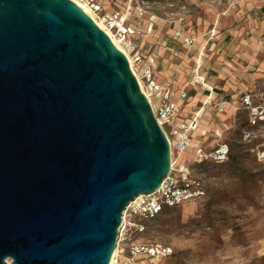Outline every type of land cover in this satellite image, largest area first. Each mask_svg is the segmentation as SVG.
Listing matches in <instances>:
<instances>
[{"label":"water","instance_id":"water-1","mask_svg":"<svg viewBox=\"0 0 264 264\" xmlns=\"http://www.w3.org/2000/svg\"><path fill=\"white\" fill-rule=\"evenodd\" d=\"M126 55L72 0H0V264H110L171 172Z\"/></svg>","mask_w":264,"mask_h":264},{"label":"rangeland","instance_id":"rangeland-1","mask_svg":"<svg viewBox=\"0 0 264 264\" xmlns=\"http://www.w3.org/2000/svg\"><path fill=\"white\" fill-rule=\"evenodd\" d=\"M167 3L174 4L172 11L178 12L182 5L187 8L188 13L170 18L183 17L185 28L213 24L223 17L217 12L228 6L225 0ZM157 16L159 20L167 19L163 13ZM257 41L258 62L254 68L259 75L252 92L264 98V34ZM242 82L248 84L244 77ZM229 116H221L225 124L221 141L230 149L224 163L199 164L193 151L171 148L174 168H188L205 194L201 199L165 209L157 218L140 221L145 231L136 239L172 248L173 255L163 264H264V159L256 155L261 140L242 139L243 130L249 128L247 110L240 108Z\"/></svg>","mask_w":264,"mask_h":264},{"label":"built area","instance_id":"built-area-1","mask_svg":"<svg viewBox=\"0 0 264 264\" xmlns=\"http://www.w3.org/2000/svg\"><path fill=\"white\" fill-rule=\"evenodd\" d=\"M73 0L86 7L93 16H90L97 26L111 39L113 44L119 45L127 59L130 57V68L135 75L140 89L148 99L154 116L160 127L166 133L171 148L174 147L181 152L190 149L191 136L197 132L199 137L204 139L209 136L216 139L215 147L208 150L202 144L194 147L191 151L197 163L213 162L224 163L229 157V146L221 140L222 129L216 128L212 131L199 128L200 115L194 112L189 121L178 119L180 109L172 100V89L168 83L159 82L155 79L152 64V56L143 54L136 46L134 37L137 30L127 24V14L134 12L139 18L146 17L149 20L148 30L156 20L157 14L163 13L171 24H177L176 37L183 38L186 45H192L196 39L185 38L181 32L183 17L171 19L176 15L188 13L185 6H181L179 11H172L174 2L167 3V0ZM228 7L234 5L236 0H225ZM245 1V0H240ZM101 25V27L99 26ZM117 47V46H116ZM260 97V98H259ZM182 99L186 94H182ZM242 108L248 111V126L243 130L242 139L252 140L260 138L261 148L256 155L259 159H264V98L263 94H244L241 99ZM222 113L224 110L220 106H214ZM205 192L199 181L191 178L188 168L178 166L172 168L169 176L163 180L159 189L146 196H139L130 202L122 217V224L119 228L116 243V254L112 264H163L164 261L173 255V250L169 246L159 243L148 244L137 238L145 231L142 220L157 218L165 209L175 208L191 200H198L204 196ZM135 218L138 221H135Z\"/></svg>","mask_w":264,"mask_h":264},{"label":"crops","instance_id":"crops-1","mask_svg":"<svg viewBox=\"0 0 264 264\" xmlns=\"http://www.w3.org/2000/svg\"><path fill=\"white\" fill-rule=\"evenodd\" d=\"M217 13L223 17L213 24L181 26L183 37L196 39L192 45L176 37L177 24L158 19L148 30V19L134 12L127 14V24L138 33L134 37L137 48L154 59L155 79L172 89V100L180 109L178 119L189 121L194 112H199V128L209 131L225 127L221 116L232 117L242 108V96L255 87L259 75L254 68L258 62L257 40L264 34V0H236ZM182 94H186L185 99ZM214 106L224 111L220 113ZM216 143L213 137L202 139L195 132L189 150L200 144L210 150Z\"/></svg>","mask_w":264,"mask_h":264},{"label":"bare ground","instance_id":"bare-ground-1","mask_svg":"<svg viewBox=\"0 0 264 264\" xmlns=\"http://www.w3.org/2000/svg\"><path fill=\"white\" fill-rule=\"evenodd\" d=\"M73 1V0H72ZM78 6H79V8H81L87 15H89V16H93L92 14H91V12L86 8V7H84L83 5H81V4H79V3H76ZM100 27H101V25H99ZM102 28V27H101ZM108 35H110L109 33H107ZM117 46V48H119L120 50H122L121 49V47L119 46V45H116ZM128 59L130 60V57L128 56ZM123 215H124V213H123ZM115 254H116V248L114 249V251H113V255H112V259H111V261H110V264H112L113 263V258H114V256H115Z\"/></svg>","mask_w":264,"mask_h":264}]
</instances>
